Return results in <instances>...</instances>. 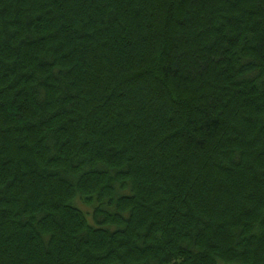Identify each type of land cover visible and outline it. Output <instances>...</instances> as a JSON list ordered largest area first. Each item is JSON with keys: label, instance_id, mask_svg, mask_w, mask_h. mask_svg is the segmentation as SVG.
<instances>
[{"label": "trees", "instance_id": "obj_1", "mask_svg": "<svg viewBox=\"0 0 264 264\" xmlns=\"http://www.w3.org/2000/svg\"><path fill=\"white\" fill-rule=\"evenodd\" d=\"M0 264H264V0H0Z\"/></svg>", "mask_w": 264, "mask_h": 264}, {"label": "rangeland", "instance_id": "obj_2", "mask_svg": "<svg viewBox=\"0 0 264 264\" xmlns=\"http://www.w3.org/2000/svg\"><path fill=\"white\" fill-rule=\"evenodd\" d=\"M82 207H83V206H82ZM84 208L86 209V207H84ZM145 223H146V221L144 222V224H145ZM144 224H143V225H144ZM158 230H159V224H157V229H156V231H158ZM66 254L69 255L68 252H66Z\"/></svg>", "mask_w": 264, "mask_h": 264}]
</instances>
